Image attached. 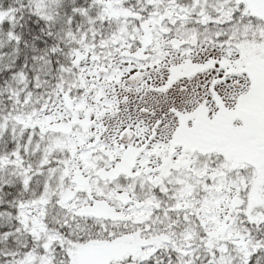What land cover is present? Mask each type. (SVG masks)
<instances>
[{"label": "snow or ice", "instance_id": "snow-or-ice-1", "mask_svg": "<svg viewBox=\"0 0 264 264\" xmlns=\"http://www.w3.org/2000/svg\"><path fill=\"white\" fill-rule=\"evenodd\" d=\"M0 264H264V0H0Z\"/></svg>", "mask_w": 264, "mask_h": 264}]
</instances>
